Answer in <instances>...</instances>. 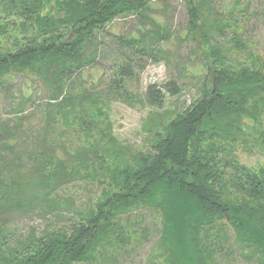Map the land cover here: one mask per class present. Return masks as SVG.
Listing matches in <instances>:
<instances>
[{
  "label": "trees",
  "instance_id": "16d2710c",
  "mask_svg": "<svg viewBox=\"0 0 264 264\" xmlns=\"http://www.w3.org/2000/svg\"><path fill=\"white\" fill-rule=\"evenodd\" d=\"M156 1L8 0L6 14L16 12L24 19L21 33L32 35L16 38L12 49L0 45V85L12 74H31L54 88L45 135L62 115L69 124L81 121L86 128L90 123L88 129L93 126L107 137L108 117L90 120L96 101L86 92L66 93L67 81L94 62L98 34L118 18L144 21L139 39H123L136 52H145L149 40L155 46L167 40L170 31L150 16ZM243 1L233 0L226 8L215 7L214 0H185L187 24L181 41L194 42L193 51L200 56L199 88L184 112L157 123L148 153L128 152L112 136L102 151L94 143L66 158L42 136L43 153H25L18 148L22 119L11 130L0 127L1 264L92 263L128 233L124 217L139 208L161 217L152 253L161 264H217L210 234L227 228L246 257L264 263V166L256 171L243 165L235 151L237 145H250L249 131L258 134L264 117V60L241 35ZM5 26L0 24L1 34L8 32ZM179 92L176 84L150 86L146 101L162 108L167 94ZM260 134L264 142V132ZM101 161L113 165L108 167L111 188L85 212H76L78 220L70 228L32 230L16 245L8 240L5 229L14 210L33 197L50 196L81 169Z\"/></svg>",
  "mask_w": 264,
  "mask_h": 264
},
{
  "label": "rangeland",
  "instance_id": "374dc122",
  "mask_svg": "<svg viewBox=\"0 0 264 264\" xmlns=\"http://www.w3.org/2000/svg\"><path fill=\"white\" fill-rule=\"evenodd\" d=\"M4 1L0 0V24L8 25V32H0V45L12 49L16 38H22L24 34L32 35V31L21 33L19 27L24 19L16 12L8 16L5 11L9 3ZM214 2L215 7L228 8L233 0ZM243 2L239 5L242 10L239 18L243 23L241 35L251 52L264 60V0ZM151 7V18L171 33L167 40L157 46L149 40L145 52H136L135 48L125 46L123 39H139L144 21L136 16L118 18L104 33L98 34L92 48L97 52L94 62L67 81L66 93L86 92L91 94L88 95L90 100L96 101L97 106L89 114L90 120L102 121L108 117L104 126L107 137L103 138L93 126L88 129L90 123L86 128L81 121L69 124L62 115L57 116L56 124L45 135L54 88L31 74H12L2 81L0 127L4 125L11 130L16 121L22 119L18 129L21 138L18 148L21 147L25 153L42 154L40 141L42 136L48 137L50 147H57L60 157L66 158L67 154L88 149L94 143L102 151L103 144L106 145L109 136H112L128 152L148 153L151 150L157 123L184 112L196 98L201 79L197 66L200 56L193 51L195 43L181 41L187 24L185 0H157ZM53 12L57 14L56 9ZM150 26L149 29H152ZM221 43L227 44L225 41ZM155 48H160L161 52L152 51ZM169 84H176L180 92L174 96L167 94L162 108L150 106L146 101L147 89L150 86L164 89ZM149 130H153L152 133ZM262 131L264 117L258 134L249 131L250 145H237L235 149L239 162L256 171L264 166ZM36 142L38 145H35ZM97 163L91 169H81L74 180L54 190L50 196L33 197L30 204L7 216L5 233L8 240L16 245L32 230L41 233L49 227L70 228L78 220L76 212H85L105 190L111 188L108 167L113 165H106L104 161ZM89 173L92 175L86 178ZM124 219L128 233L105 249L95 261L85 264L162 263V260L152 258L162 229L159 213L139 208ZM210 235L211 246L216 245L217 264H264L246 257L247 252L234 243V233L229 228Z\"/></svg>",
  "mask_w": 264,
  "mask_h": 264
}]
</instances>
